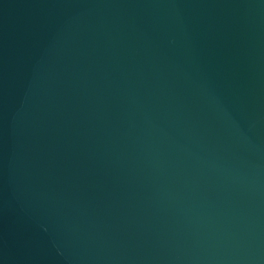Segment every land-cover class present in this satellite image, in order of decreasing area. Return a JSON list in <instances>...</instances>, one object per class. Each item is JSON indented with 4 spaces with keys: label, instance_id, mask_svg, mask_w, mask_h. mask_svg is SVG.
I'll return each mask as SVG.
<instances>
[{
    "label": "water",
    "instance_id": "obj_1",
    "mask_svg": "<svg viewBox=\"0 0 264 264\" xmlns=\"http://www.w3.org/2000/svg\"><path fill=\"white\" fill-rule=\"evenodd\" d=\"M0 264H264V0H0Z\"/></svg>",
    "mask_w": 264,
    "mask_h": 264
}]
</instances>
